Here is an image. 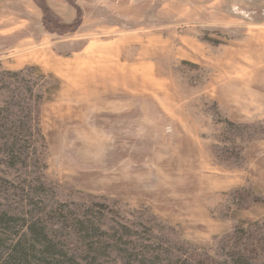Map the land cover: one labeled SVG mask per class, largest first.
<instances>
[{
	"label": "rangeland",
	"instance_id": "1",
	"mask_svg": "<svg viewBox=\"0 0 264 264\" xmlns=\"http://www.w3.org/2000/svg\"><path fill=\"white\" fill-rule=\"evenodd\" d=\"M37 2L0 16V216L84 264H264V0Z\"/></svg>",
	"mask_w": 264,
	"mask_h": 264
},
{
	"label": "trees",
	"instance_id": "2",
	"mask_svg": "<svg viewBox=\"0 0 264 264\" xmlns=\"http://www.w3.org/2000/svg\"><path fill=\"white\" fill-rule=\"evenodd\" d=\"M22 75L17 74L18 77ZM6 113L7 110L0 108V140L8 141L6 145L0 144V165L12 159L16 166L24 155V150H21L24 132L9 130ZM21 222L9 215L0 216V264H84L79 257L68 252L63 241L59 242L52 236L49 226L39 222L24 232ZM91 226H94L92 222H79V228L83 230L92 229ZM99 261V257L95 258V263Z\"/></svg>",
	"mask_w": 264,
	"mask_h": 264
},
{
	"label": "crops",
	"instance_id": "3",
	"mask_svg": "<svg viewBox=\"0 0 264 264\" xmlns=\"http://www.w3.org/2000/svg\"><path fill=\"white\" fill-rule=\"evenodd\" d=\"M19 7L21 12H18L24 15L21 16V19L23 17L26 28L32 26L34 20L38 19L41 21L44 18L43 7L38 4L37 0H0V16L5 17L8 14L11 15V18Z\"/></svg>",
	"mask_w": 264,
	"mask_h": 264
},
{
	"label": "bare ground",
	"instance_id": "4",
	"mask_svg": "<svg viewBox=\"0 0 264 264\" xmlns=\"http://www.w3.org/2000/svg\"><path fill=\"white\" fill-rule=\"evenodd\" d=\"M126 80H128V79H126ZM116 82H117L118 85H120V84L123 85V83H124L122 77H120V76L117 77V81H116ZM129 82H130V81H127V83H126L125 85H129V84H131V83H129ZM144 87H145V86H144ZM146 88H148L147 85H146Z\"/></svg>",
	"mask_w": 264,
	"mask_h": 264
}]
</instances>
